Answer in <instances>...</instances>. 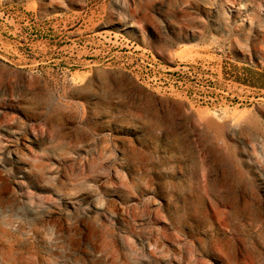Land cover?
I'll list each match as a JSON object with an SVG mask.
<instances>
[{"label":"rangeland","instance_id":"obj_1","mask_svg":"<svg viewBox=\"0 0 264 264\" xmlns=\"http://www.w3.org/2000/svg\"><path fill=\"white\" fill-rule=\"evenodd\" d=\"M0 264H264V0H0Z\"/></svg>","mask_w":264,"mask_h":264}]
</instances>
